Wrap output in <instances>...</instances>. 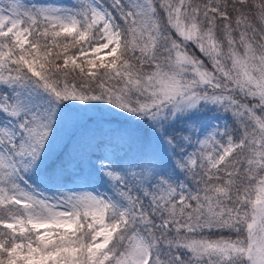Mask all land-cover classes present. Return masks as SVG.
<instances>
[{"label":"snow or ice","instance_id":"snow-or-ice-1","mask_svg":"<svg viewBox=\"0 0 264 264\" xmlns=\"http://www.w3.org/2000/svg\"><path fill=\"white\" fill-rule=\"evenodd\" d=\"M0 264H264V0H0Z\"/></svg>","mask_w":264,"mask_h":264}]
</instances>
